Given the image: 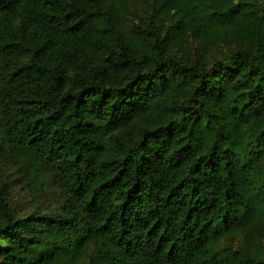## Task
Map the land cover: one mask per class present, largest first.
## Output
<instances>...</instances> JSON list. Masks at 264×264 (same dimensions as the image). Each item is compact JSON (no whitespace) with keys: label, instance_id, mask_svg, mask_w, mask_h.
<instances>
[{"label":"trees","instance_id":"obj_1","mask_svg":"<svg viewBox=\"0 0 264 264\" xmlns=\"http://www.w3.org/2000/svg\"><path fill=\"white\" fill-rule=\"evenodd\" d=\"M157 1L0 0V163L58 193L19 214L0 181V264H231L214 244L264 215V0Z\"/></svg>","mask_w":264,"mask_h":264},{"label":"rangeland","instance_id":"obj_2","mask_svg":"<svg viewBox=\"0 0 264 264\" xmlns=\"http://www.w3.org/2000/svg\"><path fill=\"white\" fill-rule=\"evenodd\" d=\"M121 8L128 14L131 20H153L157 24L160 21L166 23L167 17L160 9L157 0H123ZM166 29V27H165ZM170 48L179 52L180 55L190 57L210 58L211 56H224L230 50L227 42L219 45L206 47L195 37L187 36L177 41L170 38ZM28 163L25 159H18L17 162L0 163V181L8 184V200L15 212L19 214L28 213L34 210L41 211L57 204L58 193L48 183L42 186L30 184L28 176ZM231 264H247L251 255L264 253V215L253 225L243 227L241 230L230 233L214 244ZM90 253L78 260L70 261L68 258H61L55 264H88Z\"/></svg>","mask_w":264,"mask_h":264}]
</instances>
